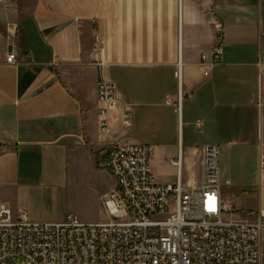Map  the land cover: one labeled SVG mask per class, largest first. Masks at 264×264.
Returning a JSON list of instances; mask_svg holds the SVG:
<instances>
[{
    "label": "crops",
    "instance_id": "0c3cea01",
    "mask_svg": "<svg viewBox=\"0 0 264 264\" xmlns=\"http://www.w3.org/2000/svg\"><path fill=\"white\" fill-rule=\"evenodd\" d=\"M216 20L223 56L211 67ZM96 34L104 39L101 65ZM103 79L117 95L107 133L99 127ZM116 143L152 146L160 184L176 183L177 159L183 165L187 154L185 186L199 183L205 145L220 155L230 150L232 184L257 217L264 210V0L1 2L0 208L23 210L33 222L64 221L58 207L72 180L85 166L106 168Z\"/></svg>",
    "mask_w": 264,
    "mask_h": 264
},
{
    "label": "built area",
    "instance_id": "2783aa9c",
    "mask_svg": "<svg viewBox=\"0 0 264 264\" xmlns=\"http://www.w3.org/2000/svg\"><path fill=\"white\" fill-rule=\"evenodd\" d=\"M215 25L211 67L223 56V24L216 20ZM94 39V62L101 65L104 39L99 34ZM207 59L203 55L201 63L206 76ZM15 61L16 54L10 52L7 62ZM97 90L99 127L107 133L116 86L103 79ZM121 121L130 125L129 110ZM152 154V146L140 143H116L107 151L105 166L117 187L101 196L105 222L86 223L73 213L62 222H33L23 210L16 214L1 207L0 264H264V210L253 220L229 216L234 206L222 192L217 145L202 148L201 177L195 186L184 184L181 155L176 183H157Z\"/></svg>",
    "mask_w": 264,
    "mask_h": 264
},
{
    "label": "rangeland",
    "instance_id": "374dc122",
    "mask_svg": "<svg viewBox=\"0 0 264 264\" xmlns=\"http://www.w3.org/2000/svg\"><path fill=\"white\" fill-rule=\"evenodd\" d=\"M230 153V150L223 149L220 155V169L222 172L225 171V174L221 176L222 192L226 202L234 206V211L229 216L236 219L253 220L256 218L255 212L245 203L241 189L232 184L233 164ZM191 163L192 161H189L186 154L183 163L185 185H187L189 177L192 176ZM115 186L117 187L116 179L107 168L90 169L85 166L66 190L65 198L62 199L58 207V214L66 219L69 213H73L85 222L107 220L108 216L103 207L101 196L106 191L116 188ZM171 210H175L174 201L171 202Z\"/></svg>",
    "mask_w": 264,
    "mask_h": 264
},
{
    "label": "water",
    "instance_id": "95a60500",
    "mask_svg": "<svg viewBox=\"0 0 264 264\" xmlns=\"http://www.w3.org/2000/svg\"><path fill=\"white\" fill-rule=\"evenodd\" d=\"M5 1H9V0H0V3H1V2H5Z\"/></svg>",
    "mask_w": 264,
    "mask_h": 264
}]
</instances>
